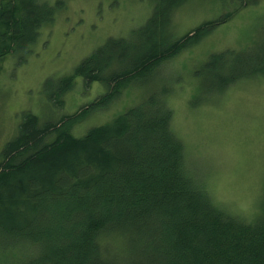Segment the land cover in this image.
<instances>
[{"label": "trees", "instance_id": "16d2710c", "mask_svg": "<svg viewBox=\"0 0 264 264\" xmlns=\"http://www.w3.org/2000/svg\"><path fill=\"white\" fill-rule=\"evenodd\" d=\"M148 1L153 8L142 25L108 37L73 73L43 83L57 108L76 76L86 85L103 84L102 94L55 119L22 112L0 157L1 264H264V186L253 216L213 200L172 127L170 85L81 135L74 132L257 0H212L223 8L218 16L180 35L172 31L174 13L193 0ZM65 3L0 0V61L29 52ZM192 72L197 97L201 88L207 96L241 79L263 78L264 34L210 52Z\"/></svg>", "mask_w": 264, "mask_h": 264}, {"label": "rangeland", "instance_id": "374dc122", "mask_svg": "<svg viewBox=\"0 0 264 264\" xmlns=\"http://www.w3.org/2000/svg\"><path fill=\"white\" fill-rule=\"evenodd\" d=\"M217 3L193 0L179 7L173 16V33L180 35L217 17L223 10ZM152 8L148 0H66L54 23L42 28L29 52L1 60L0 157L5 143L17 131L23 111L55 119L102 94L103 84L86 85L81 76H76L63 106L57 108L47 99L43 83L47 78L73 73L79 62L108 37L126 36L142 25ZM261 33L264 34V0H257L194 47L136 81L108 108L92 113L75 127V134L109 121L148 91L170 85L167 99L172 108V127L183 140L190 170L205 181L217 204L253 216L264 186V77L241 79L207 96L200 87L197 97L192 69L210 52L238 48Z\"/></svg>", "mask_w": 264, "mask_h": 264}]
</instances>
